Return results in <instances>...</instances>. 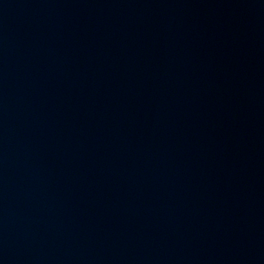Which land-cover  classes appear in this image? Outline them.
Listing matches in <instances>:
<instances>
[{
    "label": "water",
    "instance_id": "obj_1",
    "mask_svg": "<svg viewBox=\"0 0 264 264\" xmlns=\"http://www.w3.org/2000/svg\"><path fill=\"white\" fill-rule=\"evenodd\" d=\"M0 264H264V0H0Z\"/></svg>",
    "mask_w": 264,
    "mask_h": 264
}]
</instances>
